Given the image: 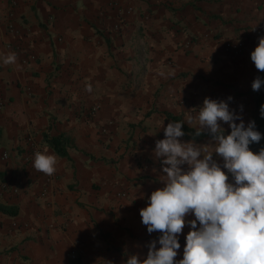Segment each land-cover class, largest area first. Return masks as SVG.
Listing matches in <instances>:
<instances>
[{"label":"crops","instance_id":"crops-1","mask_svg":"<svg viewBox=\"0 0 264 264\" xmlns=\"http://www.w3.org/2000/svg\"><path fill=\"white\" fill-rule=\"evenodd\" d=\"M261 36L264 0H0V57L17 54L0 59V205L16 207L0 211V264L145 258L160 233L140 209L166 179L153 150L167 113L198 129L204 99L231 96L247 124ZM44 134L69 135L70 158ZM45 150L52 175L32 166Z\"/></svg>","mask_w":264,"mask_h":264},{"label":"clouds","instance_id":"clouds-1","mask_svg":"<svg viewBox=\"0 0 264 264\" xmlns=\"http://www.w3.org/2000/svg\"><path fill=\"white\" fill-rule=\"evenodd\" d=\"M250 57L264 71V36L258 38ZM0 59L12 64L17 54L10 52ZM262 86L264 78L257 76L251 87L258 91ZM232 100L231 96L226 100L206 97L199 107L195 136L206 131L213 151L181 139L183 121L169 122L164 128L165 136L156 141L153 152L166 179L140 209L148 233L160 235L148 243L145 258L129 254L124 264H264V148L259 152L250 148L264 133L257 130L254 120L245 123L230 107ZM260 114L264 117V104ZM222 122L228 124L229 133ZM214 156L221 157L222 163ZM56 164L53 152L34 154L32 166L37 171L52 175ZM189 215L194 219H188ZM186 225L190 230L183 256L175 259Z\"/></svg>","mask_w":264,"mask_h":264},{"label":"trees","instance_id":"trees-1","mask_svg":"<svg viewBox=\"0 0 264 264\" xmlns=\"http://www.w3.org/2000/svg\"><path fill=\"white\" fill-rule=\"evenodd\" d=\"M257 76L264 78V71H260V70L257 71L253 76L252 82ZM250 94L252 97V108L250 110L249 121L254 120L256 123L257 130H259L261 133H264V117H262L260 114L261 105L264 104V86H262L261 89L258 91H254L251 87ZM167 116L170 118L171 122L183 121L180 115L167 113ZM183 130L185 131V136L182 137L184 139L199 141L204 138L210 137L206 131L202 132L200 136H195L197 129L187 125L184 121H183ZM229 132H230V128L225 129L226 134ZM44 140L47 142V144L50 147L54 149V151L58 155L66 158H70L68 154V148L73 146V142L69 135L60 134L57 136H49L48 134H44ZM250 148L254 152H259L261 148H264V138H262V140L259 143L250 144ZM0 211L7 214H16V207L0 205Z\"/></svg>","mask_w":264,"mask_h":264},{"label":"built area","instance_id":"built-area-1","mask_svg":"<svg viewBox=\"0 0 264 264\" xmlns=\"http://www.w3.org/2000/svg\"><path fill=\"white\" fill-rule=\"evenodd\" d=\"M13 33L18 34L17 30L11 29ZM8 48H12L11 44H7L6 45ZM2 105V101L0 100V106ZM95 109V108H94ZM1 157L2 158H6L7 157V153L6 152H2L1 153ZM69 258L73 261L76 262L77 261V253L75 251H72L69 253Z\"/></svg>","mask_w":264,"mask_h":264}]
</instances>
